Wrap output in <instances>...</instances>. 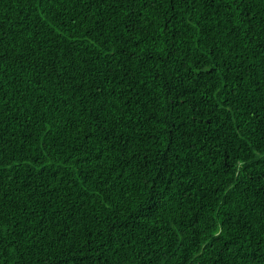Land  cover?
Masks as SVG:
<instances>
[{
	"label": "trees",
	"instance_id": "obj_1",
	"mask_svg": "<svg viewBox=\"0 0 264 264\" xmlns=\"http://www.w3.org/2000/svg\"><path fill=\"white\" fill-rule=\"evenodd\" d=\"M0 264H264V0H0Z\"/></svg>",
	"mask_w": 264,
	"mask_h": 264
}]
</instances>
